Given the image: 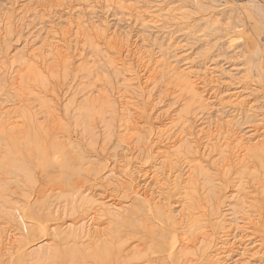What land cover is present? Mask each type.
Masks as SVG:
<instances>
[{"label":"rangeland","instance_id":"374dc122","mask_svg":"<svg viewBox=\"0 0 264 264\" xmlns=\"http://www.w3.org/2000/svg\"><path fill=\"white\" fill-rule=\"evenodd\" d=\"M185 72L207 79L198 81L201 103L184 87ZM128 101L151 112L138 116L140 131L123 145L112 107ZM7 110L21 119L18 127L0 121V229L24 248L0 251V264H209L211 242L197 240L199 225L215 226L218 243L235 242L219 264H264V0H0V112ZM173 119L171 141L187 120L194 150L161 165L157 134ZM202 126L217 132L214 143L198 136ZM192 156L207 173L188 171ZM106 169L121 184L98 188ZM78 189L103 195L121 215L92 241L72 243L60 226L87 212ZM242 205L257 227L222 230ZM188 232L194 247L181 248L176 233Z\"/></svg>","mask_w":264,"mask_h":264},{"label":"bare ground","instance_id":"6f19581e","mask_svg":"<svg viewBox=\"0 0 264 264\" xmlns=\"http://www.w3.org/2000/svg\"><path fill=\"white\" fill-rule=\"evenodd\" d=\"M262 6V5H261ZM174 16V15H173ZM176 17H174V21H176ZM115 39H113L112 41L114 42H111V40L109 41V44L113 43V44H118L117 42L115 43L114 41ZM107 41V40H106ZM111 42V43H110ZM111 44V45H113ZM98 45L97 43H95V46ZM119 46V45H118ZM117 46V47H118ZM55 49L57 50V52H59L60 50L59 49V46H56ZM54 49V50H55ZM111 48H109L110 50ZM116 49V48H115ZM125 49V48H124ZM53 50V51H54ZM55 50V51H56ZM126 50V49H125ZM115 51V50H114ZM128 51V50H126ZM111 52V51H110ZM125 52V51H124ZM116 53V52H115ZM118 53V52H117ZM116 53V54H117ZM120 53V52H119ZM118 53V54H119ZM125 54V53H124ZM58 57H62V56H58ZM64 57V56H63ZM146 57V56H145ZM57 58V57H56ZM64 59V58H63ZM26 61V65H37L35 61L31 62V60L27 59L25 60ZM112 63H115L116 66H118L119 62H112ZM125 63V62H124ZM122 63V65L124 66L125 64ZM148 64V65H147ZM144 68H147L149 66V62L146 61L144 63ZM27 66V67H28ZM115 66V65H114ZM120 66V65H119ZM147 66V67H146ZM118 68V67H117ZM141 71V70H140ZM128 73V72H127ZM213 73V72H212ZM137 75V73H136ZM213 75V74H211ZM139 76V75H138ZM208 76V75H207ZM133 77V76H132ZM153 77V76H152ZM180 79L182 80L183 82V85L184 87L186 86V88L191 92V98L194 99V98H197V100H199L197 103H201L202 101V97L199 96V91H200V85L202 82L205 83L207 81V79L203 78L202 81L200 77H195V75L191 74V73H182L180 74ZM203 77V76H202ZM213 77V76H212ZM142 78V77H141ZM140 78V79H141ZM214 78V77H213ZM146 79V78H145ZM198 81H200L198 83ZM217 82V81H216ZM210 84H215L213 79L211 78V80L209 81ZM145 82L142 83V81H139V88L141 90H143V86H144ZM129 87V86H128ZM202 87V86H201ZM14 88V87H13ZM126 88V87H125ZM20 90V89H18ZM17 90V94L18 93H22L21 90L20 92H18ZM21 95V94H20ZM240 95V94H239ZM19 96V95H18ZM145 97V96H144ZM239 96L237 95L236 97V102L237 104H241L243 103L244 101H239ZM120 99L122 100H125L126 97H123V96H120ZM233 100V99H232ZM20 102V101H19ZM22 103V101H21ZM230 104L232 103H235L234 101H230L229 102ZM16 104V103H15ZM245 106V105H244ZM113 108V112H115V114L117 115L118 117V124H119V129L121 131V133H123V135L121 136V138L119 139V144H123V145H128V142L130 140V138H128V136H130L132 133L136 132V131H140V125H141V118H142V115H148V113L151 112V109L148 107V105L146 104V102L143 104V106L141 107H135L133 105V103H131L130 101L128 102H124L123 105H118V107H115V105L112 107ZM13 109V108H12ZM10 109V111L12 110ZM16 110V108H15ZM2 111H3V108H2ZM9 110H7V112H0V121H2L1 123L5 124V122L3 121L6 120V121H9V123L7 124H10L12 126H17L19 125V121L20 119H18L20 116L19 113H17V115H19L18 117H13L14 114H12L11 111L10 112ZM56 112L57 109L56 107L55 108H51V112ZM139 111V112H138ZM249 111H251L253 114H256L254 113L255 111H257V109H255L254 107H250L249 108ZM18 112V111H17ZM13 116H12V115ZM4 115V117H3ZM91 116V115H90ZM138 116H141V118ZM178 121V120H177ZM187 120H185L180 126H181V129L179 131V133L177 135H175V139L173 141L172 140V131L173 129L177 126V123H176V119H173L170 121V123L164 127H162V129L160 128V131L157 135H160L161 137V140L157 141V143H159V147H157L155 153H156V159H157V162H159L161 165H172L173 163H175L176 161H178L180 159V157H185L186 154L184 152H187L188 154H192V150H194L191 146V142L189 140V137H191V135H193L192 133H190V131H192V127H190V125L188 123ZM263 122V121H262ZM6 124V126H7ZM145 124V123H144ZM167 124V123H165ZM8 125V127L10 126ZM164 125V124H163ZM11 126V127H12ZM18 127V126H17ZM150 127V126H149ZM210 128V127H209ZM207 127H203L202 128L200 127V129L197 131V134L198 136L202 135V137H205V139L207 140V143L208 145H210V143L213 142V138H216L217 137V132L215 131H212L210 130ZM13 129V127H12ZM18 129V128H17ZM216 133V135H215ZM154 135V133H153ZM263 135V134H262ZM199 136V137H200ZM261 136V135H260ZM154 138V137H153ZM192 138V137H191ZM258 138V137H257ZM152 140V138H150ZM263 139H264V135H263ZM154 140V139H153ZM254 140V139H253ZM171 141V142H170ZM241 141V140H239ZM238 141V142H239ZM248 142V141H247ZM261 142V141H259ZM264 142V140H262L261 143H259L260 145H262ZM214 143V142H213ZM254 143V142H253ZM241 144V143H240ZM246 144V142H245ZM258 144V145H259ZM251 145V144H250ZM259 145V146H260ZM212 146V145H211ZM214 146V145H213ZM126 148V147H125ZM209 148V147H208ZM215 148V147H214ZM226 148V147H225ZM224 149H222V152L219 151V153L221 152L222 154H225L227 152H225ZM250 147L247 145L246 148H240L241 150V154H244L246 151H248L247 149H249ZM154 150V149H153ZM220 150H221V147H220ZM229 153V151H228ZM227 153V154H228ZM235 154V152H233ZM232 153V154H233ZM150 154H151V150H150ZM185 154V155H184ZM152 155V154H151ZM150 155V156H151ZM230 155V154H229ZM229 155H226V156H229ZM236 155V154H235ZM234 155V156H235ZM125 156H127L125 154ZM240 156V154H239ZM244 156V155H243ZM30 157V155H29ZM188 157V156H186ZM223 157V156H222ZM221 157V159H222ZM241 157V156H240ZM239 157V158H240ZM190 158V157H189ZM192 159H194L195 161H197V165H193L191 166L190 165V168H188V171H192V170H198L200 171L202 174L203 173H207V169L206 168H203L202 166V162L199 160L198 157L196 156H192L191 157ZM224 159V162L225 160H227V157H223ZM229 158V157H228ZM235 158V157H233ZM190 159V160H192ZM231 159V157H230ZM241 159V158H240ZM233 160V159H232ZM236 160L238 161V157H236ZM222 161V160H221ZM240 161V160H239ZM242 161V160H241ZM123 162V161H122ZM229 163V164H228ZM231 163V160H229V162H225V164L223 165L224 168H221L222 170L223 169H226V171H228L227 169H229V165ZM178 164V163H177ZM174 165V164H173ZM221 165H222V162H221ZM153 166V165H152ZM152 166H151V169H152ZM231 166V165H230ZM131 167V165H130ZM194 167H197V168H194ZM129 169V168H128ZM185 169V168H184ZM107 170V169H106ZM157 170V169H156ZM115 171V170H114ZM114 171L113 170H110L109 169L107 170V172H105L106 174V177H109L108 179H104L105 181H103L104 183L99 186L98 188H111V187H117L119 184H121V180L115 176L114 174ZM129 171V170H128ZM150 171V170H148ZM154 171V170H153ZM225 171V170H224ZM26 172V170H25ZM127 172V171H126ZM173 172V171H172ZM183 172V171H182ZM28 173H31V172H28ZM155 173V172H154ZM225 173V172H224ZM25 174V173H24ZM109 175V176H108ZM148 175V174H147ZM26 178H27V174L25 175ZM161 176V175H160ZM205 176H208V175H205ZM30 177V174L29 176ZM145 177H146V174H145ZM182 177V176H181ZM125 179H129V175H128V172L125 173ZM122 178V179H124ZM190 178V177H189ZM31 179V178H30ZM29 179V181H30ZM33 179V177H32ZM139 179V178H138ZM149 179V177H148ZM155 179V178H154ZM209 179L208 181L211 183L212 180H210V176H208ZM212 179V178H211ZM97 180V179H96ZM145 180V178H144ZM190 180V179H189ZM32 181V180H31ZM131 181L133 182V180L131 179ZM151 181V180H150ZM161 181V180H160ZM182 181V179H181ZM186 181V180H185ZM153 182V181H152ZM213 182V181H212ZM148 183V182H147ZM163 183V182H162ZM101 184V183H100ZM140 184V183H139ZM144 184H145V181H144ZM156 184V183H155ZM150 185V184H149ZM214 185V184H213ZM140 186V185H139ZM215 187V185H214ZM143 188V186H142ZM80 190V192L76 191L75 193L78 194V202H80V206H84L87 210V212L84 213V215L82 216V218L78 221V222H75L74 224H66V223H63L60 227L61 228H64L63 231H64V234H65V238L69 241V242H72V243H77V241H79L80 243L87 240V241H92L94 239V235H99L100 234V229L101 227L104 225V222L105 221H114L113 219H117L120 217L121 215V212L120 210L118 209V207H116L114 204H111L110 201L107 200L106 197H104L103 195H96L95 193L91 192L90 190H84L82 191L81 189H78ZM143 190V189H142ZM137 191V190H136ZM145 192V191H144ZM147 192V191H146ZM135 193V192H134ZM75 194V195H76ZM137 195L141 194V193H136ZM135 194V195H136ZM146 194V193H145ZM146 196V195H145ZM141 197V196H140ZM146 198V197H145ZM143 198V199H145ZM77 199L76 197L74 198V200L72 201L73 203L76 202ZM142 199V200H143ZM147 201V200H146ZM77 202V203H78ZM244 202H241L240 204H243ZM75 205V204H74ZM48 208V207H47ZM246 210V207L242 205V207L239 209V210H235L234 212V219L230 220V219H225L223 221V225H222V230H226L225 226H228L227 227V231L228 229H232L234 232H240V233H244L246 232L247 230L251 229L252 227H257V223L259 222H256L253 220V222H248L243 216L242 214V211ZM55 211V210H54ZM84 211V210H83ZM49 213V212H48ZM51 214V213H50ZM57 214V213H56ZM263 214V212H262ZM35 215V214H34ZM49 215V214H48ZM47 213L46 215H38L36 214V216L39 218V219H44V220H47L48 218H51V216L49 215L48 216ZM231 215V214H230ZM21 216V215H20ZM53 216V215H52ZM170 216V214H169ZM22 217V216H21ZM20 217V219H21ZM35 217V216H34ZM194 217V213H190L189 217H188V222H187V227H189V230L191 228H196L195 226L192 225L191 222H195V219H193ZM263 217V216H262ZM27 218V217H26ZM232 218V217H231ZM23 219V218H22ZM25 219V218H24ZM51 220V219H50ZM230 220V221H228ZM23 221V220H22ZM239 221L241 222L242 225H239ZM25 222V221H24ZM42 222V221H41ZM229 222V223H228ZM262 222V221H261ZM46 223V222H45ZM48 223V222H47ZM56 223V222H55ZM200 223V221H199ZM249 224L252 226L250 227ZM3 226V223L1 224ZM0 225V226H1ZM180 226V225H179ZM249 226V227H248ZM263 227V230H264V225H262ZM103 228V227H102ZM181 228V227H180ZM217 229L215 226H205V225H199L195 231L197 232L196 235H199L197 236V240H202L203 242L204 241H209L211 242V251L213 252L214 255H211V259L208 261L209 264H219L221 262V254L223 253H229L231 251H235L234 249H237V248H234L236 247L235 246V242H231V243H228V242H222V240L220 239L221 243H218L216 239L212 240L211 239V235L213 234V231L215 232ZM3 229H0V251H3L4 254L6 253H9L11 252L12 250L14 249H18L21 250V248L23 249L24 246H21L20 245H17L19 244V239H18V236L17 235H11V232L10 231H7V234L3 237ZM209 231H211L209 233ZM10 232V233H9ZM15 233V232H13ZM189 234V235H188ZM190 234L191 232H188V233H184L182 235L180 234H177L176 233V239H177V242L180 244L181 248H186V249H189L190 247H194L192 246L193 242L192 240H190ZM193 234V233H192ZM191 234V236H192ZM225 234V233H224ZM228 234V233H227ZM216 236V235H214ZM226 236V235H225ZM224 236V237H225ZM233 236V235H232ZM231 237V236H230ZM216 238V237H215ZM227 238V237H226ZM240 238V237H239ZM243 238V237H242ZM231 239V238H229ZM236 239V237H235ZM232 240V239H231ZM242 240V239H240ZM95 241V240H94ZM235 241V240H234ZM199 242V241H198ZM239 243V241H237ZM205 243V242H204ZM177 244V243H176ZM179 244L177 245L179 247ZM205 246V245H204ZM240 246V245H239ZM29 249V248H28ZM26 251V250H25ZM35 251V250H34ZM30 252V256L34 259H42L44 258L42 256V252L40 250H37L35 252ZM238 251V250H237ZM210 252V251H209ZM208 252V253H209ZM221 252V253H220ZM240 253V252H239ZM12 254V253H11ZM48 254V252L46 253ZM243 255V254H242ZM207 256V255H206ZM47 257V255H46ZM45 257V258H46ZM50 257V256H49ZM223 257V255H222ZM249 257V256H248ZM31 258V259H32ZM48 258V257H47ZM43 260V259H42ZM46 260V259H45ZM226 261V260H225ZM223 262V261H222ZM241 262V261H240ZM227 263V262H226Z\"/></svg>","mask_w":264,"mask_h":264}]
</instances>
